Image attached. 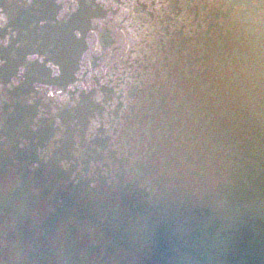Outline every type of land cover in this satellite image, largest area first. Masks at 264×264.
I'll list each match as a JSON object with an SVG mask.
<instances>
[{
	"label": "water",
	"instance_id": "obj_1",
	"mask_svg": "<svg viewBox=\"0 0 264 264\" xmlns=\"http://www.w3.org/2000/svg\"><path fill=\"white\" fill-rule=\"evenodd\" d=\"M0 264H264V0H0Z\"/></svg>",
	"mask_w": 264,
	"mask_h": 264
}]
</instances>
